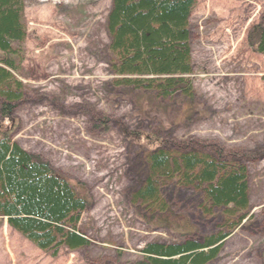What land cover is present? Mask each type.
Segmentation results:
<instances>
[{"label":"rangeland","instance_id":"374dc122","mask_svg":"<svg viewBox=\"0 0 264 264\" xmlns=\"http://www.w3.org/2000/svg\"><path fill=\"white\" fill-rule=\"evenodd\" d=\"M22 1L26 34L16 67L24 95L0 124L12 125V138L69 182L86 185L89 207L79 227L90 244L51 256L0 218V264H137L148 243L222 232L227 237L207 264H264V55L245 39L264 17V0H195L188 20L195 109L184 121L177 95L159 111L146 105L144 111H155L142 116L115 85L105 31L111 0ZM149 138L169 149L219 148L225 159L239 154L247 171V217L232 225L231 203L211 209L196 188L167 182L160 195L175 227L138 218L130 197L148 173Z\"/></svg>","mask_w":264,"mask_h":264},{"label":"trees","instance_id":"16d2710c","mask_svg":"<svg viewBox=\"0 0 264 264\" xmlns=\"http://www.w3.org/2000/svg\"><path fill=\"white\" fill-rule=\"evenodd\" d=\"M195 0H111L105 18L109 67L114 83L144 116L164 107L175 95L177 115H193L194 90L188 20ZM22 0H0V119L12 116L24 88L16 65L23 56L25 38ZM247 45L264 55V17L246 33ZM131 100V99H130ZM152 112H150V111ZM161 110L164 111L163 108ZM162 111V112H163ZM161 112V113H162ZM106 117L101 118L105 122ZM147 175L131 199L138 218L163 228H174L160 187L174 182L196 188L209 208L231 203L238 225L248 214L247 171L239 154H228L149 138L146 143ZM209 150V149H208ZM89 207L86 185L71 183L40 156L23 150L0 125V218L38 249L55 256L62 247L76 250L90 244L79 227ZM227 233L178 243H148L137 264H207L215 259Z\"/></svg>","mask_w":264,"mask_h":264}]
</instances>
